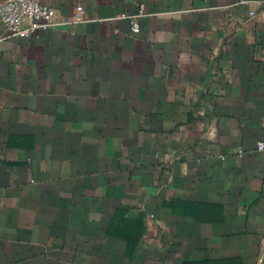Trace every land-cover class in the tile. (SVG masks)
<instances>
[{
  "label": "crops",
  "instance_id": "0c3cea01",
  "mask_svg": "<svg viewBox=\"0 0 264 264\" xmlns=\"http://www.w3.org/2000/svg\"><path fill=\"white\" fill-rule=\"evenodd\" d=\"M42 1L85 19L0 22V264L264 258V0Z\"/></svg>",
  "mask_w": 264,
  "mask_h": 264
},
{
  "label": "built area",
  "instance_id": "2783aa9c",
  "mask_svg": "<svg viewBox=\"0 0 264 264\" xmlns=\"http://www.w3.org/2000/svg\"><path fill=\"white\" fill-rule=\"evenodd\" d=\"M251 2L254 0H240ZM131 15V29L138 31L140 24L137 16ZM55 8L42 0H0V22H2L7 34L30 35L38 29H46L60 22L84 20L83 6L77 4L71 15L63 20L54 18ZM257 149L264 150V136L257 139ZM256 264H264V258H260Z\"/></svg>",
  "mask_w": 264,
  "mask_h": 264
}]
</instances>
